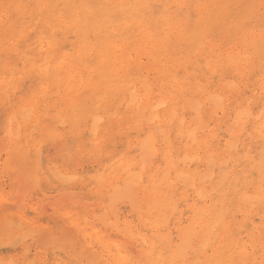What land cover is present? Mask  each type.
<instances>
[{
  "label": "bare ground",
  "instance_id": "bare-ground-1",
  "mask_svg": "<svg viewBox=\"0 0 264 264\" xmlns=\"http://www.w3.org/2000/svg\"><path fill=\"white\" fill-rule=\"evenodd\" d=\"M0 173V264H264V0H0Z\"/></svg>",
  "mask_w": 264,
  "mask_h": 264
},
{
  "label": "rangeland",
  "instance_id": "rangeland-1",
  "mask_svg": "<svg viewBox=\"0 0 264 264\" xmlns=\"http://www.w3.org/2000/svg\"><path fill=\"white\" fill-rule=\"evenodd\" d=\"M0 176H1V173H0ZM9 192H10V191L7 190V193H9ZM7 198H8V199H7ZM5 201H8V204L11 202V199L9 198L8 195L6 196ZM9 201H10V202H9ZM10 204H11V206H14V207H13L14 209L12 208V209H13L12 211H15V212H16V213L13 212L15 215H18L17 213H20L19 215H21L22 213H25V212H26V211L23 212L24 210L22 211V209H20L18 206L13 205L12 203H10ZM10 204H9V205H10ZM16 209H17L19 212H18ZM20 210H21L22 212H21ZM50 210H52V209H50ZM50 210H49V208H48V210L44 213L45 216L43 215V217L46 218V220H48V221H50V222H53V221L55 220L54 217H53V215H54V216L56 217V219H57V220H55V221H56V222H59V223H58V224H56L55 222H53V223L56 224V225H58V226H62L63 223L61 222V220L57 218L56 214H55L53 211H50ZM40 211H42V210H40ZM48 212H49V215H50V216L52 215L51 218H50V216H48ZM52 217H53L54 220L51 221ZM59 220H60V221H59ZM60 222H61V223H60ZM59 224H60V225H59Z\"/></svg>",
  "mask_w": 264,
  "mask_h": 264
}]
</instances>
